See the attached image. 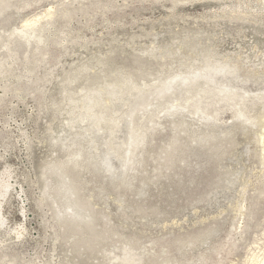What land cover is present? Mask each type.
<instances>
[{"label":"rangeland","instance_id":"374dc122","mask_svg":"<svg viewBox=\"0 0 264 264\" xmlns=\"http://www.w3.org/2000/svg\"><path fill=\"white\" fill-rule=\"evenodd\" d=\"M264 0H0V264H263Z\"/></svg>","mask_w":264,"mask_h":264},{"label":"bare ground","instance_id":"6f19581e","mask_svg":"<svg viewBox=\"0 0 264 264\" xmlns=\"http://www.w3.org/2000/svg\"><path fill=\"white\" fill-rule=\"evenodd\" d=\"M264 264V263H263Z\"/></svg>","mask_w":264,"mask_h":264}]
</instances>
